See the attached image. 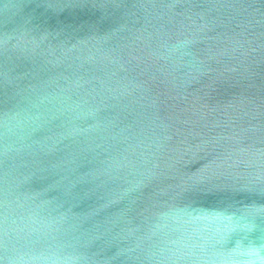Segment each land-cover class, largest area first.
Instances as JSON below:
<instances>
[{"label":"water","instance_id":"water-1","mask_svg":"<svg viewBox=\"0 0 264 264\" xmlns=\"http://www.w3.org/2000/svg\"><path fill=\"white\" fill-rule=\"evenodd\" d=\"M0 264H264V0H0Z\"/></svg>","mask_w":264,"mask_h":264}]
</instances>
